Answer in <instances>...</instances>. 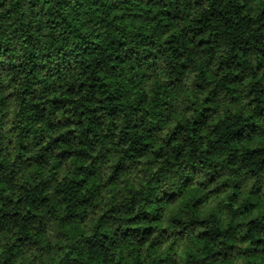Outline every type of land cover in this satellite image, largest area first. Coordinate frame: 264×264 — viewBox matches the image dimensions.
<instances>
[{
  "label": "trees",
  "instance_id": "trees-1",
  "mask_svg": "<svg viewBox=\"0 0 264 264\" xmlns=\"http://www.w3.org/2000/svg\"><path fill=\"white\" fill-rule=\"evenodd\" d=\"M0 264H264V0H0Z\"/></svg>",
  "mask_w": 264,
  "mask_h": 264
}]
</instances>
